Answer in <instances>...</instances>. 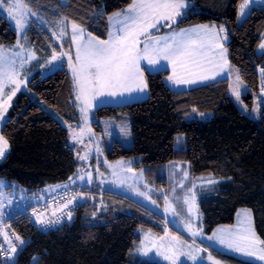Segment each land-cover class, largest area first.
<instances>
[{
  "label": "trees",
  "instance_id": "16d2710c",
  "mask_svg": "<svg viewBox=\"0 0 264 264\" xmlns=\"http://www.w3.org/2000/svg\"><path fill=\"white\" fill-rule=\"evenodd\" d=\"M25 1L54 23L65 20L77 24L102 40L108 38V17L131 3V0ZM190 1L192 6L176 27L227 24L231 36L229 58L251 89L245 100L252 105L254 93L264 88V55L256 52L264 35V8L254 7L244 23L238 25L239 4L243 0ZM28 32L39 53L47 55L53 51L51 48L61 49L39 23H32ZM16 41L15 29L0 14V42L13 45ZM168 74L167 70L146 71L147 99L104 105L96 110L101 118L121 119L128 114L132 126L133 146L124 147L116 140L107 151V159L141 157L135 164L137 169L189 161L194 174L212 173L222 180L201 198L206 231L211 233L220 225L233 224L238 210L246 207L252 210L255 228L264 240V117L254 120L238 109L228 95V80L176 91L165 83ZM30 90L46 105L33 100L28 93L16 97L1 130L10 151L0 162V178L37 192L47 185L66 182L76 174L77 156L69 144L68 130L47 109L74 121L72 102L76 93L65 67L47 77L35 76ZM194 107L212 112L213 118L187 122L184 115ZM179 134L187 136L184 150L175 147ZM159 219V215L118 194L94 195L76 209L70 222L47 231L40 230L24 213H16L7 220L24 245L14 262L0 255V264H131L129 254L139 240L137 230L144 227L164 234L166 228ZM214 252L234 264H254Z\"/></svg>",
  "mask_w": 264,
  "mask_h": 264
},
{
  "label": "rangeland",
  "instance_id": "374dc122",
  "mask_svg": "<svg viewBox=\"0 0 264 264\" xmlns=\"http://www.w3.org/2000/svg\"><path fill=\"white\" fill-rule=\"evenodd\" d=\"M15 2L16 0H9V3L0 9V14L3 15L15 29L17 33V41L13 45H6L0 42V54H3L6 58L16 61L18 79H23L24 83L21 84L20 90L17 91L14 96H12L10 101H8L7 97L11 94L13 85L6 84L4 92L0 93V99H2L5 104H10V107H7L6 111L4 112L3 120H0V134H2L1 130L5 125L4 121H8L10 109L13 106L16 97L20 93H28L32 96L33 100L39 101L44 106L46 105L30 90V83L35 76L40 75L41 77H47L54 71L64 67L71 75V69L69 68L67 62L61 64L58 61H53L51 59L53 51L50 54L44 55L36 50L35 46L31 43L28 34L32 23L37 22L47 29L56 39V44L60 45L59 47H61V49H51H53L56 53L67 52L73 57V63H75V45L71 43L70 39L71 28H69V25H71V22L65 20L58 21L55 22V25L54 20H50L45 15L35 11L27 4L25 0H20V4L23 6V9L26 10L24 21L25 32L22 33L12 15L8 13V8L11 7ZM185 3L189 5L187 9L188 12L189 8L192 6V2L190 0H185ZM244 3L245 0L239 4L238 25L244 23L254 7L264 8V0H247V6L245 7L244 15L242 16L240 8ZM185 16L178 17L177 24L180 23V21ZM207 25H216L217 29L223 25L227 29V40H222L221 42L224 43V46L227 48L228 60V45L231 41V36L229 35L230 31L227 24L224 22L208 23ZM166 28L167 27H163L160 29ZM83 31L85 32L84 29ZM85 33L89 34L88 32ZM91 37L96 38L94 36ZM84 39L87 40L88 35H85ZM18 41L20 42L19 44L17 43ZM262 43H264V35L256 50L257 54L260 56L264 55V49L260 48ZM20 45H23V47H20ZM17 53H19V55H17ZM21 59H24L25 61L22 68L20 67ZM63 59L65 61L67 60L66 57H63ZM230 62L231 61L229 58L225 71L228 73L230 78V82L228 80V95L233 99L238 109L242 113L254 120L262 119L264 117V88L254 93L252 105L248 103L245 100V96L251 89L248 84L242 80L240 69ZM164 63V65H167V67H169V69L172 71L173 65L169 61H164ZM237 72L239 74V81L236 80ZM168 77L166 76L165 83H168L167 85L176 91L193 89L203 86L202 84L207 82V80H202L200 77H196V84H173L168 80ZM233 88H237V90L240 92L239 100H237L235 93L232 91ZM113 99H110L109 101ZM141 99L144 98L139 97L137 100ZM117 103L121 102L101 101L97 106L96 102L93 101V107L88 111L87 118L85 119V117L79 111L81 102L75 99L72 102L75 113L73 117L76 118L74 121H68L61 117V115H59L57 112L53 111L51 108H47L67 128L69 133V144L77 156L76 174L72 176L68 182H66V184L71 187L67 186L62 188L72 192V195L61 196L63 204H67L69 200H72V203L68 204V206H74L80 203L83 205L85 203V199L83 198L85 190H83V188L99 187L103 193L99 192V194H96V192H94L95 195H123L136 204L147 208L154 214L159 215V221L165 226V228H174L179 232V234H181V236L189 240L187 243L182 242L181 244H177L179 250L177 251L176 264H201L203 263V260L207 264H217V262H219V264H233L230 261L215 257L212 254L214 251H220L228 255H234L239 259L254 261L257 264H264V261L259 260L258 255L255 257L247 256L243 252L236 251L235 249H229L226 246L221 245L219 241L215 239L216 236L226 233L227 230L238 229L240 227V221L243 219L242 214L245 212H250L253 231L255 232L256 236L262 240L255 228L253 212L250 208H240L236 214L237 220L235 219L233 224L220 225L211 233L206 231L204 215L200 206L201 198L203 197V194L206 193L204 189L208 188L211 190L212 188L218 187L222 181L220 177H217L212 173L194 174L192 165L189 161H173L165 163L161 166L155 167L152 173V168L142 167L138 170L139 173L137 175L135 173L127 175L125 172L127 165L124 163L120 168L122 173H117L116 177L112 175V173L107 168L114 165L109 164V160L107 159V151L113 148L114 142L116 140L120 141L124 147H132V126L128 114L122 116L121 119H117L116 117L101 118L97 115L96 110L101 106L112 104L117 105ZM184 117L187 122L209 121L213 118V113L209 111L203 112L198 107H194L189 112H187ZM175 147L178 150L186 149L187 136L185 134L177 135ZM9 151L10 146H8L6 156L8 155ZM80 157L86 158L80 159ZM4 159L0 160V162H2ZM123 160L128 162H139L141 157ZM114 169L116 168L113 167V170ZM88 173H91V183L86 184L85 179L88 178ZM185 173H187V175H185ZM80 176H83L84 179L80 180ZM73 181L75 182L73 183ZM181 185H183V187H181ZM18 186L19 185L14 181L0 178V213H3L2 220L0 217V240L2 237V240L5 241V244L11 249L12 246H15L16 250L14 252L15 255L13 259H6L11 263L16 260V257L20 251L19 249L24 244H21L20 246V242L23 241V239L20 238V242L18 239H16L18 242H13L10 240L13 238L12 236H9V230L12 229L9 227L7 220L8 217L14 216L16 213H24L25 215L34 216L35 218L39 211L43 214L42 208L36 207V205H34L32 202H28L31 204L29 208H24L19 205L20 202H27L26 199L28 198L24 194V191L28 192V190L20 186V189H18ZM50 186L52 185H48V187ZM139 193H146V195L141 196ZM55 195L56 193H54L48 200V204L53 205L56 208L54 214L46 217L48 220L54 218L59 212H61L63 208L54 202ZM153 201L155 203H153ZM165 209H167V211H165ZM186 223H191L192 229L198 232L196 237H193L191 232L184 227ZM170 232L167 231L168 234ZM5 234L8 235V239L5 237ZM137 234L139 236V240L136 242L134 248L129 254L131 264H140L145 261L143 260L144 258L138 257L139 251H144V253L151 258L169 261V263L172 264V261L164 259V256L161 254L163 249L159 244H156L157 241L161 240L159 235L144 227L139 228L137 230ZM209 237H213V239H209ZM15 243L17 245H15ZM164 243L168 244L169 242L164 241ZM194 244L200 245L205 251L201 253ZM141 245H143V247H141ZM137 246H139V250ZM258 247H264V245H258ZM192 257H195V259L193 260Z\"/></svg>",
  "mask_w": 264,
  "mask_h": 264
},
{
  "label": "snow or ice",
  "instance_id": "6c2138e0",
  "mask_svg": "<svg viewBox=\"0 0 264 264\" xmlns=\"http://www.w3.org/2000/svg\"><path fill=\"white\" fill-rule=\"evenodd\" d=\"M8 3L9 0H0V9ZM246 6L247 0L240 8L242 16ZM188 7L185 0H131L126 10L108 17L110 24L115 21L119 27L115 32L110 31L105 40L93 38L78 25H72L70 39L75 45V63L67 52L56 53L53 50L51 59L61 64L68 63L74 81L75 99L81 102L79 111L85 119L88 111L93 107V101L98 106L101 100L122 99L125 93L133 91L142 93L147 88L144 70L151 71L157 68L162 60L169 61L173 65V75L168 77L173 84H196V77L208 80L220 75L228 64L227 48L221 42L227 40V29L223 25L219 29L216 25H201L160 37L152 32L153 29L158 31V25L171 28L172 24L177 23L178 17L187 14ZM25 11L20 0H16L8 8V13L12 15L22 33L25 32ZM85 35H88L87 40L84 39ZM260 48L264 49V43ZM63 57L67 60L65 61ZM24 62V59L20 60L21 68ZM209 72H214L215 75L210 77L207 75ZM236 80L239 81L238 72ZM23 83V79H18L16 61L0 54V93L4 92L6 84L13 85L11 94L7 97L10 101ZM232 91L239 100L240 92L237 88H233ZM7 107H10V104H5L0 99V120H3ZM8 146V140L0 134V160L5 158ZM85 158L80 157V159ZM87 175V182L91 183V173ZM79 179L83 180L84 177L80 176ZM139 195L145 196L146 193ZM71 203L72 200H69L64 207L67 208ZM242 216L238 229L227 230L215 239L229 249L243 252L250 257L258 255L259 260L264 261V247H258L264 245V240H260L253 231L251 213L245 212ZM71 218L70 210L66 219L70 221ZM40 223L44 226L43 221ZM184 227L193 237L198 235V232L192 229L191 223H186ZM160 247L163 249L161 254L164 259L176 264L179 250L177 245L172 241L165 244L161 238ZM15 250V246H12V252ZM192 259L194 260L195 257Z\"/></svg>",
  "mask_w": 264,
  "mask_h": 264
},
{
  "label": "crops",
  "instance_id": "0c3cea01",
  "mask_svg": "<svg viewBox=\"0 0 264 264\" xmlns=\"http://www.w3.org/2000/svg\"><path fill=\"white\" fill-rule=\"evenodd\" d=\"M127 9V8H126ZM125 9V10H126ZM124 11V10H123ZM118 12H122V11H118ZM117 13V12H116ZM115 14V13H114ZM111 16H113V14L111 15ZM176 24L177 23H175V24H172V28H166V29H160V28H163V27H160L159 25H158V31H157V29H153L152 30V32L157 36V37H160V36H165V35H168V34H170V33H172V32H174V31H180V30H184V29H192V28H195L196 26H201V25H207L208 23H205V24H193V25H189V26H185V27H176ZM72 25H73V23H71V25H69V28H71V30H72ZM77 25V24H76ZM79 26V25H78ZM109 26H110V31H112V32H115L117 29H118V25H116L115 24V21H112V23L110 24L109 23ZM79 27H81V26H79ZM82 30H83V28H81ZM162 30V31H161ZM165 30V31H164ZM85 32H87V31H85ZM91 35V34H90ZM87 36V35H86ZM92 36V35H91ZM97 38V37H96ZM99 39V38H98ZM259 55V54H258ZM228 60H229V58H228ZM143 63L144 62H142V65H143ZM231 63V62H230ZM165 63H164V60H162L161 62H160V66H158L157 68H155V69H153V70H151V72H158V71H163V70H167V71H169V74L167 75V77L168 76H171L172 75V71L169 69V67H167V65H164ZM146 71H149L148 69H145L144 70V80H145V82L147 83V78H146ZM226 71V67L224 68V70L222 71V72H220V75H217V76H215V79H212V80H210V79H208L207 80V82L205 83V84H202V85H207V84H210V83H214V82H217V81H221V80H229V82H230V78H229V75H228V73H226L225 72ZM207 75H209L210 77L211 76H213V75H215V73L214 72H209V73H207ZM168 84V83H167ZM190 87V86H189ZM125 96H124V98H122V99H116V98H114L113 100H111V101H109L110 99H107V100H101V101H108V102H121V103H117V105H122V104H128V103H132V102H136L135 100H137L139 97H141V98H144V99H147L148 97H149V86H148V83H147V88L146 89H144V91L142 92V93H137L136 91H133L131 94L130 93H125L124 94ZM148 95V96H147ZM144 99H141V100H144ZM132 101V102H131ZM137 101H140V100H137ZM113 105V104H112ZM126 164L127 165V167H126V169H125V172H126V174L127 175H129V174H132V173H135L136 175L139 173L138 172V170L139 169H137L136 167H135V164H136V161L135 162H128V161H125V160H123V159H118V160H114V161H109V164H111V165H114V166H112V167H109V168H107L111 173H112V175L114 176V177H116V174L117 173H122V171H121V166L123 165V164ZM113 167L114 168H116V169H114L113 170ZM153 172V169H151V173ZM87 180H88V178H86L85 179V182H86V184H88V182H87ZM69 181V180H68ZM68 181H66V182H68ZM66 182H63V183H61V184H51L52 186H50V187H48V185L46 186V187H44L43 189H41L40 191H37V192H26V191H24V194L26 195V197L28 198V199H26L27 200V202H32L34 205H36V207H40V208H42V211H43V214H42V218H46V217H48V216H50V215H52V214H54L55 213V211H56V208H55V206H53V205H49L48 204V200H49V198L58 190V189H60V188H63V187H67V186H69L68 184H66ZM65 183V184H64ZM69 187H71V186H69ZM18 189H20L19 188V186H18ZM83 190H85V193L83 194V198L85 199V201L86 200H89V199H92L93 197H94V192H96V194H99V192L100 193H103V192H101V190L99 189V187H97V188H89V187H85V188H83ZM205 190V192L207 193V191H209L210 189H208V188H206V189H204ZM205 193V194H206ZM119 195V194H118ZM204 195V194H203ZM121 196H123V195H121ZM125 197V196H124ZM18 199V198H17ZM17 199H15V200H17ZM14 200V199H13ZM14 204V203H13ZM17 212H19V211H17ZM2 214L3 213H0V217H1V220L3 219L2 217ZM254 219V218H253ZM236 220H237V218H236ZM165 222V221H164ZM167 231L168 232H170V231H172V232H170L169 234L167 233ZM155 233V232H154ZM175 233V234H174ZM7 234V233H6ZM5 234V237L8 239V235H6ZM155 234H157V235H159L161 238H163L164 240L163 241H166V242H170V241H172V242H174L176 245L177 244H181L182 242H185V243H187V242H189V240H187L186 238H184L183 236H181V234H179V232L176 230V229H174V228H168L167 229V227H166V232L164 233V234H158V233H155ZM173 238H176L175 240H173ZM20 242V241H19ZM21 244H23V243H21L20 242V246H21ZM138 244V243H137ZM156 244H159L160 245V241H157L156 242ZM194 245H196V247L198 248V250L201 252V253H203L205 250L200 246V245H197V244H194ZM137 248H138V250H139V246H137ZM215 257H219V256H217L215 253H212ZM205 255V254H204ZM232 256H234V255H232ZM138 257H141V258H144L143 260H145V261H156V262H159L160 264H170L169 263V261H163V260H161V259H156V258H151V257H149L147 254H145L144 253V251H139L138 252ZM236 257V256H235ZM148 258V259H147ZM219 258H221V257H219ZM221 259H223V260H226V259H224V258H221ZM244 260V259H243ZM226 261H228V260H226ZM245 261H247V260H245ZM203 263H201V264H207V263H205V261L203 260L202 261ZM231 262V261H230ZM249 262H252V263H254V264H257V263H255L254 261H249ZM231 263H233V262H231ZM234 264V263H233Z\"/></svg>",
  "mask_w": 264,
  "mask_h": 264
},
{
  "label": "built area",
  "instance_id": "2783aa9c",
  "mask_svg": "<svg viewBox=\"0 0 264 264\" xmlns=\"http://www.w3.org/2000/svg\"><path fill=\"white\" fill-rule=\"evenodd\" d=\"M65 195H72V192H69L67 190H60L56 193L55 197H54V202L56 204H58L59 206L63 207L61 212H59L54 218H51L47 221L44 222V226L41 225V223H39V228L42 230H49L52 228H56L62 224H64L65 222L69 221L66 219L67 213L68 211L71 210V214H73V212L81 205H74V206H68L67 208L64 207L65 204H63V200L61 196H65ZM27 207V206H25ZM32 217V222H37L36 218H34V216ZM0 233H1V228H0ZM9 236H12V241H16V236L13 232H9ZM0 255L4 258V259H11L14 255V252H12V249L9 248L5 242L3 240H0Z\"/></svg>",
  "mask_w": 264,
  "mask_h": 264
},
{
  "label": "bare ground",
  "instance_id": "6f19581e",
  "mask_svg": "<svg viewBox=\"0 0 264 264\" xmlns=\"http://www.w3.org/2000/svg\"><path fill=\"white\" fill-rule=\"evenodd\" d=\"M1 240H2V237H1ZM19 240V239H18ZM18 240H16L18 242ZM5 242V241H4ZM17 245V244H16Z\"/></svg>",
  "mask_w": 264,
  "mask_h": 264
}]
</instances>
